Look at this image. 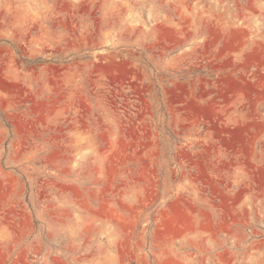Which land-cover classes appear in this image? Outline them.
Here are the masks:
<instances>
[{
  "label": "rangeland",
  "instance_id": "1",
  "mask_svg": "<svg viewBox=\"0 0 264 264\" xmlns=\"http://www.w3.org/2000/svg\"><path fill=\"white\" fill-rule=\"evenodd\" d=\"M0 264H264V0H0Z\"/></svg>",
  "mask_w": 264,
  "mask_h": 264
}]
</instances>
